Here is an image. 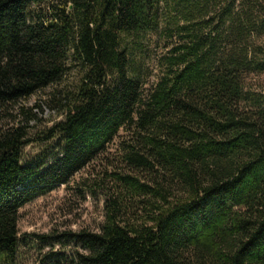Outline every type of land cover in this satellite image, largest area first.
Returning a JSON list of instances; mask_svg holds the SVG:
<instances>
[{"label":"trees","instance_id":"obj_1","mask_svg":"<svg viewBox=\"0 0 264 264\" xmlns=\"http://www.w3.org/2000/svg\"><path fill=\"white\" fill-rule=\"evenodd\" d=\"M147 35L166 53L145 88L128 38ZM263 37L262 0H0V264H19V210L105 159L100 229L33 235L72 248L51 264H264ZM47 89L63 120L3 124Z\"/></svg>","mask_w":264,"mask_h":264},{"label":"rangeland","instance_id":"obj_2","mask_svg":"<svg viewBox=\"0 0 264 264\" xmlns=\"http://www.w3.org/2000/svg\"><path fill=\"white\" fill-rule=\"evenodd\" d=\"M264 5V0H262ZM32 13H43L46 4L32 6ZM135 45L134 58L142 69L144 87H150L157 80L159 62L166 53L165 43L156 35L128 38ZM262 41L264 40L261 39ZM246 86L264 93V71L251 72L246 77ZM49 90L39 91L31 97L10 106L3 115V124L18 126L27 124L31 138L41 135L47 127L63 120L64 114L52 109L47 101ZM36 104L40 107L36 108ZM23 111H22V110ZM33 113L31 119L26 118ZM35 142L24 149V156L30 159L40 152ZM107 160H96L78 172L65 185H60L43 196L29 202L19 210L18 228L22 239L19 247V264H51L54 255H71L72 248L45 243L33 235L59 234L64 231H98L104 221L106 204L116 192L115 177L110 174ZM108 173V175L106 174ZM49 241V240H48Z\"/></svg>","mask_w":264,"mask_h":264}]
</instances>
